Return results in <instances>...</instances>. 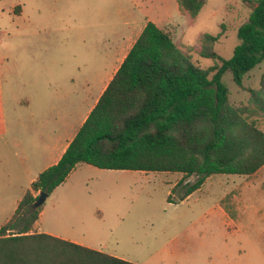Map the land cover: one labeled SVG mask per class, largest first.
Returning <instances> with one entry per match:
<instances>
[{
    "label": "rangeland",
    "instance_id": "rangeland-1",
    "mask_svg": "<svg viewBox=\"0 0 264 264\" xmlns=\"http://www.w3.org/2000/svg\"><path fill=\"white\" fill-rule=\"evenodd\" d=\"M145 3L163 5L171 14L167 28L176 44L206 69L219 60L203 51L231 58L240 42L238 28L252 10L250 0H206L195 17L188 11L179 15L176 0H0L7 109L11 89H23V78L30 76H15L10 69L33 68L36 56L50 50L51 43L57 51L61 42L70 68L85 66L90 45L106 26L115 23L118 31L124 29L120 23L125 15L139 12ZM87 21L94 23L84 27ZM263 73L264 60L245 75L242 87L230 72L223 81L232 105L247 108L264 131V111L254 93L260 91ZM197 179L179 172L80 164L46 199L42 224L67 228L76 237L92 239L87 243L103 252L136 264H264V166L253 175L213 174L181 200L186 184Z\"/></svg>",
    "mask_w": 264,
    "mask_h": 264
},
{
    "label": "trees",
    "instance_id": "trees-1",
    "mask_svg": "<svg viewBox=\"0 0 264 264\" xmlns=\"http://www.w3.org/2000/svg\"><path fill=\"white\" fill-rule=\"evenodd\" d=\"M177 2L195 17L206 0ZM250 4L232 57L204 50V56L219 60L207 69L184 53L170 32L146 24L62 158L37 176L0 228V264H136L32 232L43 209L34 207L40 192L50 195L80 164L197 176L186 184L181 200L213 174L253 175L264 166V131L247 108L232 105L223 81L230 72L242 87L245 75L264 60V0ZM254 93L264 111V73L260 91Z\"/></svg>",
    "mask_w": 264,
    "mask_h": 264
},
{
    "label": "crops",
    "instance_id": "crops-1",
    "mask_svg": "<svg viewBox=\"0 0 264 264\" xmlns=\"http://www.w3.org/2000/svg\"><path fill=\"white\" fill-rule=\"evenodd\" d=\"M144 6L138 7L139 12L125 15L120 23L124 29L118 31L115 23L106 26L89 44L93 51L85 56V66L70 68L68 52L63 50L61 42L57 51L51 43L50 50L36 56L33 68L10 69L15 76L30 75L23 78L26 83L21 85L23 89H11L10 109L6 107L5 77L0 65V228L12 217L37 176L62 158L146 24L154 22L171 33L167 28L171 14L163 10V5L145 3ZM176 8L182 15L178 2ZM91 22L87 21L84 27H90ZM78 23L83 25V21ZM46 213L43 208L32 232L47 233L100 250L87 243L92 239L76 237L67 228L56 224L43 227Z\"/></svg>",
    "mask_w": 264,
    "mask_h": 264
},
{
    "label": "water",
    "instance_id": "water-1",
    "mask_svg": "<svg viewBox=\"0 0 264 264\" xmlns=\"http://www.w3.org/2000/svg\"><path fill=\"white\" fill-rule=\"evenodd\" d=\"M48 196H49V193H47L45 191L40 192L39 197L34 202V207L37 208V207L42 206L45 203V201L48 198Z\"/></svg>",
    "mask_w": 264,
    "mask_h": 264
}]
</instances>
